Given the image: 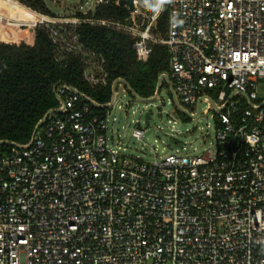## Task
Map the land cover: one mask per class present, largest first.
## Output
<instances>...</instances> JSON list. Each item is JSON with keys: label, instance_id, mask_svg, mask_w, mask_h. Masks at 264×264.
Returning <instances> with one entry per match:
<instances>
[{"label": "built area", "instance_id": "1", "mask_svg": "<svg viewBox=\"0 0 264 264\" xmlns=\"http://www.w3.org/2000/svg\"><path fill=\"white\" fill-rule=\"evenodd\" d=\"M9 1L23 16L0 11L3 32L44 31L55 62L77 58L91 88L106 87L107 72L103 56L81 42L79 26L130 36L140 63L155 45L167 47L170 120L180 117L175 101L195 106V113L184 109L192 117L205 103L215 136L200 155L176 151L146 163L125 153L109 119L119 91L129 93L120 79L104 104L57 84L59 108L28 143L0 152V264H264V0H133L123 21L88 16L105 0L71 15ZM145 113L130 135L138 141L149 127Z\"/></svg>", "mask_w": 264, "mask_h": 264}, {"label": "trees", "instance_id": "2", "mask_svg": "<svg viewBox=\"0 0 264 264\" xmlns=\"http://www.w3.org/2000/svg\"><path fill=\"white\" fill-rule=\"evenodd\" d=\"M116 1L105 0L88 16L125 20L129 11L116 5ZM18 2L52 14L44 0ZM0 11L23 16L6 0H0ZM166 21L167 9H164L157 20V31L163 37ZM78 33L86 47L103 56L108 79L106 87L91 88L83 82L77 58L68 59L65 66L56 63L54 47L44 31H32L27 41L15 40L6 37L0 26V147L10 148V143L25 144L30 140L37 123L59 104L54 94L57 84L70 86L93 102L104 104L111 95L112 82L117 79L126 81L138 97L148 98L155 94L158 78L168 75L169 53L163 45H155L148 61L140 63L132 49L134 40L126 34L89 25L79 26ZM162 85L167 86V83L163 80Z\"/></svg>", "mask_w": 264, "mask_h": 264}, {"label": "rangeland", "instance_id": "3", "mask_svg": "<svg viewBox=\"0 0 264 264\" xmlns=\"http://www.w3.org/2000/svg\"><path fill=\"white\" fill-rule=\"evenodd\" d=\"M44 1L51 13L56 15H71V13L76 12L79 6H82L81 11L92 9L96 0ZM151 3V0H149L148 4H145V0H141L143 6L151 5ZM29 33V35H26L24 38H20L17 30H12L10 33L4 31L6 37L25 41L31 38L32 31H29ZM166 34L167 32H165L164 36H166ZM258 87L259 96L264 97V81H260ZM158 92L159 98L151 102V105L146 102H139L126 106L125 103L132 102L135 97L130 93L124 94L119 91L118 97L122 101L118 102L114 107V110L110 113L109 119L111 124H113V129L121 136V140L124 143L123 145L127 148L125 153L133 158H139L146 163H153L159 158H164L170 154L176 153V151H178V155L197 156L205 149L209 148L215 136L214 121L211 117L214 112L208 111L205 114L206 104L201 103L199 106V115L197 117H188L180 113L179 119L176 121V124L173 125L168 116L172 109V106L169 104L172 97L170 87L168 85H162ZM229 93L228 91V94ZM205 94L211 99L216 96L214 91L207 90ZM237 98L240 99L242 96L237 95L234 100H237ZM109 100H107V102ZM242 100L247 106L248 103L246 99L242 98ZM58 103L57 107L59 108L60 102L58 101ZM117 106H122L126 108V110L117 108ZM184 109L188 110L190 113L196 112L195 106H184ZM145 112H149L151 115L149 127L145 131L142 140L138 141L130 135L135 126V121L140 119V116ZM113 117L116 119L115 122H112ZM172 125L174 130H172ZM141 127L143 128L144 124H141ZM171 140L182 144L184 150L176 147ZM6 150H9V147H0V152Z\"/></svg>", "mask_w": 264, "mask_h": 264}, {"label": "water", "instance_id": "4", "mask_svg": "<svg viewBox=\"0 0 264 264\" xmlns=\"http://www.w3.org/2000/svg\"><path fill=\"white\" fill-rule=\"evenodd\" d=\"M118 5L121 6V7H127L128 10L131 12L133 11L134 9V5H133V0H118ZM165 81L167 83V85L170 87V90H171V95L172 97H175L173 92H172V89H171V83L168 79V77L166 75H162L158 78V81H157V85H156V91H155V94L158 93L160 87H161V82L162 81ZM120 82L127 88L128 92L133 96V97H137L139 98L134 92L133 90L129 87V85L127 84L126 81L120 79ZM115 84H116V81H114L111 85V91L113 92L114 91V88H115ZM175 106L177 107L178 111L188 117H192L191 115H189V113L184 110L178 102L175 101ZM47 117V114L44 115V117L37 123V125L35 126L34 128V131L35 132L42 124L43 122L45 121ZM150 118V114L149 113H145L144 115V121H145V126L148 125V119ZM1 143V142H0Z\"/></svg>", "mask_w": 264, "mask_h": 264}, {"label": "clouds", "instance_id": "5", "mask_svg": "<svg viewBox=\"0 0 264 264\" xmlns=\"http://www.w3.org/2000/svg\"><path fill=\"white\" fill-rule=\"evenodd\" d=\"M164 0H157V4L159 3H163ZM167 2H171V0H167ZM149 3V0H145V4H148Z\"/></svg>", "mask_w": 264, "mask_h": 264}, {"label": "bare ground", "instance_id": "6", "mask_svg": "<svg viewBox=\"0 0 264 264\" xmlns=\"http://www.w3.org/2000/svg\"><path fill=\"white\" fill-rule=\"evenodd\" d=\"M7 2L11 3L9 0H6ZM12 4V3H11ZM57 12V11H56Z\"/></svg>", "mask_w": 264, "mask_h": 264}]
</instances>
